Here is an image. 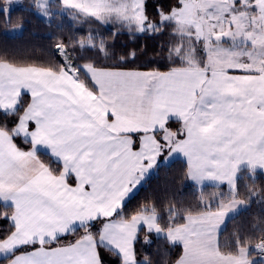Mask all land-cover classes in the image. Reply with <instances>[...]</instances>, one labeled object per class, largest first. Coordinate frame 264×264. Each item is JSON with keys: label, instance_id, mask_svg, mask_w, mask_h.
<instances>
[{"label": "snow or ice", "instance_id": "6c2138e0", "mask_svg": "<svg viewBox=\"0 0 264 264\" xmlns=\"http://www.w3.org/2000/svg\"><path fill=\"white\" fill-rule=\"evenodd\" d=\"M145 5L58 0L74 20L131 35L167 32V71L127 67L136 53L116 59L91 30L58 41L49 53L55 59L0 57V219L10 224L0 233V260L7 264H104V251L118 264H154L137 258L144 230L182 245L176 264H264V227L221 243L222 225L257 194L264 173V0H176L159 20ZM33 6L52 14L49 0ZM175 155L185 158L189 180L201 189L226 185L227 194L214 193L202 207L170 206L164 224L154 203L129 214L133 191ZM249 178L241 199L238 182ZM143 243H151L147 235Z\"/></svg>", "mask_w": 264, "mask_h": 264}, {"label": "trees", "instance_id": "16d2710c", "mask_svg": "<svg viewBox=\"0 0 264 264\" xmlns=\"http://www.w3.org/2000/svg\"><path fill=\"white\" fill-rule=\"evenodd\" d=\"M5 0H0L3 6ZM176 0H146V13L151 20H159L158 11L163 9L169 11L175 6ZM53 3L51 6H55ZM7 21V22H6ZM20 28V29H17ZM16 31L13 33V31ZM100 33L112 46V51L116 54V59L120 55L135 52V59L129 57L127 67L139 70L159 69L167 71L170 62L167 59V44L169 35L152 33H136L131 35L127 30L119 28L118 25L100 24L97 22H84L72 19L68 14L60 15L54 13L50 20L39 16L31 0H21L16 5L10 6L8 14L0 12V57H8L16 61H46L55 59L49 55L54 50V45L60 41H68L69 38L78 40L87 35L89 31ZM114 33H119L114 35ZM85 56H94L92 51L85 52ZM116 59L104 60L101 62L113 64ZM25 99H28L25 97ZM5 117L0 113V120ZM9 119H11L9 117ZM173 129L178 127L172 124ZM18 143L20 141L18 140ZM27 147L26 145H21ZM186 165L174 160L169 165H158L154 173L145 181L141 188L126 202L127 211L133 214L134 210L145 204H156L163 217L161 223L167 222V212L170 206L177 207H202L203 202L213 200V194L224 192L227 189L223 186L214 188L205 186L203 189L193 186L185 176ZM246 176V173H241ZM253 181L241 179L238 187L241 192V199L245 198L247 187ZM254 191L256 195H248L249 202L245 211L240 212L229 219L221 231V243L228 240L233 233L243 231L256 236L258 233L255 227H264V176L257 173ZM203 192V196L201 193ZM3 209L0 208V211ZM8 221L0 219V233L8 230ZM79 230L75 235H68L61 240L67 244L74 242L82 234ZM151 240L150 244L143 243L145 236ZM137 258H150L154 264H175L181 255L179 246L170 245L165 238L156 237L147 233L146 230L140 233V240L136 245ZM259 253L253 252L252 258L258 260ZM0 264H7L0 260ZM104 264H118L117 257L104 251Z\"/></svg>", "mask_w": 264, "mask_h": 264}, {"label": "crops", "instance_id": "0c3cea01", "mask_svg": "<svg viewBox=\"0 0 264 264\" xmlns=\"http://www.w3.org/2000/svg\"><path fill=\"white\" fill-rule=\"evenodd\" d=\"M174 160H179V161H181V162H183L185 165H186V161H185V158L182 156V155H175V156H173V157H171V158H169V159H167V160H163V161H161L160 163H159V165H169L172 161H174ZM155 169L156 168H154V169H152L151 171H150V173L147 175V177L145 178V180L144 181H142V183H141V185H139L138 187H137V189H135L134 191H133V193L131 194V196H130V198L141 188V186L145 183V181L154 173V171H155ZM258 173H260V172H258ZM263 176H264V173H261ZM188 181L193 185V186H195V187H198V188H201L200 186H198V185H196L194 182H192L191 180H189L188 179ZM205 186H211V183L210 182H206L205 183V185H204V187ZM223 187H225L227 190H228V188H227V186L226 185H222ZM212 187V186H211ZM130 198H128L127 200H126V202L130 199ZM246 208H247V205H243V206H241V207H239L238 209H237V211H235V212H233V213H230L229 214V216H228V218L226 219V222L229 220V219H231V218H233L234 216H236L237 214H239L240 212H243V211H245L246 210ZM226 222H225V224H226ZM225 224L224 225H222V228H221V231L223 230V228H224V226H225ZM151 234H153L154 236H156V237H163L162 235L161 236H157L156 234H154V233H151ZM164 238V237H163ZM167 241V240H166ZM168 242V241H167ZM169 243V242H168ZM170 245H172L171 243H169ZM173 246H179L180 248H181V255L183 254V248H182V245H180V244H177V245H173ZM180 255V256H181ZM175 264H176V262H175Z\"/></svg>", "mask_w": 264, "mask_h": 264}, {"label": "rangeland", "instance_id": "374dc122", "mask_svg": "<svg viewBox=\"0 0 264 264\" xmlns=\"http://www.w3.org/2000/svg\"><path fill=\"white\" fill-rule=\"evenodd\" d=\"M21 0H12V3H11V5L10 6H12V5H16L17 3H19ZM31 2L32 3H34V0H31ZM53 3H55L56 5L55 6H51V12H52V14H54V13H58V14H60V15H65V13H60L59 12V8H58V0H49V4L51 5V4H53ZM36 10V9H35ZM36 12H37V14L39 15V16H42V17H44V19H46V20H50V18H51V15H49V16H45V15H43L42 13H40L38 10H36ZM105 25H107V24H105ZM17 29H20V28H17ZM14 32H16L15 30L13 31V33ZM260 259V256H259V258H258V260Z\"/></svg>", "mask_w": 264, "mask_h": 264}]
</instances>
